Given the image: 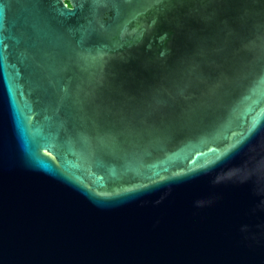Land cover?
<instances>
[{
    "label": "water",
    "instance_id": "water-1",
    "mask_svg": "<svg viewBox=\"0 0 264 264\" xmlns=\"http://www.w3.org/2000/svg\"><path fill=\"white\" fill-rule=\"evenodd\" d=\"M0 264H264V0H0Z\"/></svg>",
    "mask_w": 264,
    "mask_h": 264
}]
</instances>
